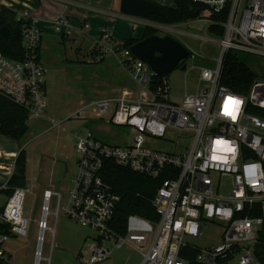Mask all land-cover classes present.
<instances>
[{
	"label": "built area",
	"instance_id": "obj_1",
	"mask_svg": "<svg viewBox=\"0 0 264 264\" xmlns=\"http://www.w3.org/2000/svg\"><path fill=\"white\" fill-rule=\"evenodd\" d=\"M191 1L205 6L210 14L225 18L222 35L217 39L216 65L200 67L199 80L204 85L194 93L185 91L174 102L167 79L150 90L149 83L156 74L129 48H122L121 62L129 70L136 90L124 89L117 96L92 102L91 106L96 117L130 128L132 142L111 144L90 129L76 132V176L65 207H61L60 192H42L34 264L41 259L50 264V256L43 258L41 254L43 235L46 230L53 233V227L47 224L48 216L56 220L61 212L95 233L85 249L76 254L83 264H103L110 260L114 249L123 245L141 254L139 264H189L186 256L193 250L197 264H263L264 80L254 79L244 95L219 85V77L228 50L264 56V0ZM1 6H5L3 0ZM15 19L21 22L24 56L15 60L0 50V95L39 117L47 105L46 70L37 51L40 31L28 11L16 12ZM65 23L60 18L56 25L59 28ZM148 24L157 30L168 29L161 23ZM229 98L238 101L232 105L235 118L225 114ZM251 106L260 108L263 115L250 113ZM169 130L183 133L180 139L188 144L181 151L160 150L148 144L160 140L176 145L174 139L166 137ZM217 141L226 142L234 151L217 153ZM217 155L224 158L214 159ZM106 161L158 180L149 199L155 219L129 214L123 231H117L114 216L121 198L102 174ZM11 171L5 170L9 176ZM7 181L0 183V192L8 189ZM226 183L229 185L224 188ZM30 187H14L0 207V224L9 227V234L0 231V259L6 263L11 264L4 243L12 235L27 234L28 220L23 210ZM53 197L55 207L50 211ZM211 226L219 229L217 238L201 248L194 246L192 240L203 237ZM53 247L52 234L51 251Z\"/></svg>",
	"mask_w": 264,
	"mask_h": 264
},
{
	"label": "rangeland",
	"instance_id": "obj_2",
	"mask_svg": "<svg viewBox=\"0 0 264 264\" xmlns=\"http://www.w3.org/2000/svg\"><path fill=\"white\" fill-rule=\"evenodd\" d=\"M208 17L209 13L205 11L201 18L168 25L167 30L157 32L158 35L172 36L191 52L186 60V71L176 68L167 74L171 101L178 102L185 88L188 93H194L204 85L199 80L200 67L214 68L216 65L219 37L206 29ZM125 30L120 26L118 32L112 35V42L105 39L100 41L105 57L101 62L89 61L92 45L87 38L79 36L73 29L69 28L70 35L64 37L58 33H46L42 36V60L47 70L46 108L39 117L29 114L28 130L21 138L12 139L0 134V150L26 151L25 185H31L30 192L25 196L23 210V216L28 220L27 234L12 235L4 243L11 264H34L33 252L39 231L37 220L40 218L43 190L47 188L59 191L62 194L61 207H65L67 193L76 176L78 160L74 134L90 129L107 143L123 145L132 142L133 131L130 128L116 126L96 117L91 106L96 100L119 95L124 88L136 90L129 70L121 62L120 35L125 33ZM208 37L211 38L210 41L207 40ZM76 47H79L78 51ZM234 51L254 70L258 79L264 80V56L237 49ZM81 108L84 110L80 111ZM53 122L56 125H53ZM64 127L65 131L62 129ZM182 134L178 130H169L166 133L167 138L177 142L176 145L160 140L148 144L160 150L175 149L178 152L188 144L180 139ZM12 162L8 157H0V163L3 165L0 177ZM227 185L229 183L223 184L224 188H227ZM6 201V193L0 192V207L5 205ZM54 207L53 197L50 200V211H54ZM47 224L53 227V233L50 230L44 232L42 257L50 256V264H83L76 254L85 249L86 244L92 240L94 231L70 220L62 212L56 222L54 216L49 215ZM218 231L217 227L211 226L205 230L203 237L192 240V243L201 248L216 239ZM52 234L54 247L51 251ZM140 262L141 254L129 245H123L114 249L110 260L103 264ZM39 264L48 262L41 259Z\"/></svg>",
	"mask_w": 264,
	"mask_h": 264
},
{
	"label": "trees",
	"instance_id": "obj_3",
	"mask_svg": "<svg viewBox=\"0 0 264 264\" xmlns=\"http://www.w3.org/2000/svg\"><path fill=\"white\" fill-rule=\"evenodd\" d=\"M174 5L164 6V14L162 16L151 14L147 17L152 22L161 24H178L190 20H195L201 17L206 7L202 4L195 3L191 0H173ZM16 12L6 6L0 8V28L8 26L10 28V36L8 38L0 37V50L9 58L20 60L24 56V49L21 39V22L15 19ZM214 24L208 26V31L216 36H221L223 28L221 23L224 21V16L219 14L210 15ZM158 30L147 25L144 28L141 38H126L122 42V48H129L140 39L157 34ZM121 48V49H122ZM40 55V45L37 48ZM103 57L98 62L103 61ZM167 74L163 76H154L150 83L149 89L155 90L157 85ZM257 76L254 70L239 57L234 50H228L223 57L221 73L219 77V85L225 86L230 90L248 94L251 85ZM250 113L263 115L261 109L251 106ZM29 112L4 95H0V134L12 139L21 138L28 130L27 120ZM26 173V151L21 149L15 156L14 169L10 175L7 185L8 189L3 190L6 195H10L12 189L16 186L25 185ZM102 174L108 181L113 190L120 195V202L116 209L115 220L117 221L116 229L122 232L124 223L129 214H137L145 218H156V213L149 202L153 196L158 180L148 178L146 176L134 173L128 169L121 168L112 161L104 163ZM0 231L9 234V227L6 224H0ZM264 249V247H263ZM196 251H189L186 259L189 264H197L195 260ZM261 260V259H260ZM264 264V258H262ZM0 264H8L0 259Z\"/></svg>",
	"mask_w": 264,
	"mask_h": 264
},
{
	"label": "crops",
	"instance_id": "obj_4",
	"mask_svg": "<svg viewBox=\"0 0 264 264\" xmlns=\"http://www.w3.org/2000/svg\"><path fill=\"white\" fill-rule=\"evenodd\" d=\"M3 1L5 6L10 8L11 10L15 12L28 11L29 14L32 16L35 22V26L40 31V59L43 66H44L42 60L43 34L58 33V34H62L63 35L62 37H64L70 35L71 32L69 31V28L77 31L79 33L78 34L79 36L87 38L89 43L92 45V48L89 52L91 58L89 59V61L98 62V60H100L102 57L103 59H105L103 54L104 51L102 50L103 45L100 42L102 39H105L107 42H112V40H114L112 35L118 32L120 26H123L126 30L125 33H122V35H120V38L122 40L120 45H122L123 40L126 38H141L143 36L145 26L149 25L148 24L149 22H152L147 18L134 17L121 13L119 10L120 0H3ZM152 1L159 3L160 5L169 6V7L174 5L173 0L171 1L152 0ZM205 11L208 12L207 8ZM208 13H209V17H208L209 19H208V24L206 26L207 30L210 24H214V22L213 23L209 22V20H212L210 19V15L212 14H210V12ZM60 18L64 19L66 23L65 25L58 28L56 22ZM125 21L129 24H127ZM164 25L168 26L175 24H164ZM136 30L137 33H135ZM160 36H164V35H160ZM78 49L79 47H76V51H78ZM190 55L191 52L189 56ZM186 60L187 59L183 61L185 64H186ZM46 73L47 70L45 71V75ZM45 90L47 95L46 82H45ZM184 91H187L186 88ZM83 110H84L83 108L80 109V111ZM62 129L64 131L66 130L65 127ZM75 134H74V138H75ZM18 151L19 150H13V149H9L6 151L0 150V157L3 158L8 157L13 160L12 165H10V167H8L7 170L11 169L13 171L14 159ZM2 166L3 165H1L0 163V168H2ZM9 177L10 176L6 172H4L3 176L0 177V183L3 182V180H8ZM8 258L10 259L9 253H8Z\"/></svg>",
	"mask_w": 264,
	"mask_h": 264
},
{
	"label": "water",
	"instance_id": "obj_5",
	"mask_svg": "<svg viewBox=\"0 0 264 264\" xmlns=\"http://www.w3.org/2000/svg\"><path fill=\"white\" fill-rule=\"evenodd\" d=\"M119 10L125 15L141 18L164 14L162 6L152 0H120ZM9 36L10 28L2 26L0 37ZM129 51L145 62L156 76H163L176 68L185 71L186 64L183 61L190 54L188 48L172 36L158 34L140 39L129 47Z\"/></svg>",
	"mask_w": 264,
	"mask_h": 264
},
{
	"label": "clouds",
	"instance_id": "obj_6",
	"mask_svg": "<svg viewBox=\"0 0 264 264\" xmlns=\"http://www.w3.org/2000/svg\"><path fill=\"white\" fill-rule=\"evenodd\" d=\"M232 105H233L232 102H228L227 104H225V111L232 112L234 115V110H233ZM216 152L217 153H228V152H232V151L230 150V147L228 146L227 143H225L224 141H217ZM216 157H217V159H223L224 158L223 156H220V155H217ZM257 167H259V166L257 165ZM261 175H264V173H261Z\"/></svg>",
	"mask_w": 264,
	"mask_h": 264
},
{
	"label": "snow or ice",
	"instance_id": "obj_7",
	"mask_svg": "<svg viewBox=\"0 0 264 264\" xmlns=\"http://www.w3.org/2000/svg\"><path fill=\"white\" fill-rule=\"evenodd\" d=\"M228 102H232V104H236V103H238V101H235V100H233L232 98H229V101H228ZM228 102H226V104H227ZM225 114H226V115L233 116V118H235L232 112L225 111ZM225 143H226V142H225ZM230 150H231V151H234V149L231 148V147H230ZM214 159H217V157H214Z\"/></svg>",
	"mask_w": 264,
	"mask_h": 264
}]
</instances>
